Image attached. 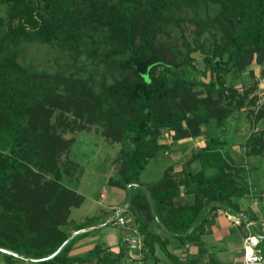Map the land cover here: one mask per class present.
I'll return each instance as SVG.
<instances>
[{
    "label": "trees",
    "instance_id": "trees-1",
    "mask_svg": "<svg viewBox=\"0 0 264 264\" xmlns=\"http://www.w3.org/2000/svg\"><path fill=\"white\" fill-rule=\"evenodd\" d=\"M210 3L217 6V13L196 23L219 28L222 35L221 42L208 44L203 60L211 77L204 82L191 79L187 68L190 54L200 46L192 47L185 40V56L177 62L163 53L159 35L164 26L178 20L175 12L183 6ZM1 11L5 14L0 15V245L41 258L54 252L73 231L90 226L81 223L71 231L63 229L65 214L59 215L58 210L77 207L83 198L63 184L31 173L28 165L29 156L44 155L33 159L34 166L49 167L53 157L46 154L54 155L56 144H62V139L45 129L50 109L43 110L52 97L61 108L93 122H102L106 111L104 133L113 129V139L123 144L122 183H116L124 189L128 183H140L148 162L170 147L160 143L164 132L172 141L207 134L205 145L193 151L178 170L170 164L157 179L140 183L151 194L157 219L144 187H132L131 203L121 214L132 213L148 252L153 253L160 240L148 229L150 221L167 234L193 239L212 211L237 209V198L249 191L246 169L224 147L231 134L226 122L244 106L245 96L235 95L225 74L242 68L254 54L256 62L264 60V0H0ZM22 42L52 47L76 65L89 63L90 78L75 75L81 66L65 74L21 65L17 54ZM95 73L98 84L93 81ZM196 84H204L208 96L193 92ZM255 116L244 141L248 156L264 152V125H256L264 120V104ZM31 123L33 127L28 128ZM35 123H42L44 129H35ZM194 161L200 164L196 172L191 170ZM181 195L190 199L174 203ZM88 231L75 234L55 257L30 263L121 261L124 249L113 255L99 244L84 256H69L73 241ZM0 254L6 264L21 260Z\"/></svg>",
    "mask_w": 264,
    "mask_h": 264
},
{
    "label": "rangeland",
    "instance_id": "rangeland-1",
    "mask_svg": "<svg viewBox=\"0 0 264 264\" xmlns=\"http://www.w3.org/2000/svg\"><path fill=\"white\" fill-rule=\"evenodd\" d=\"M216 13L217 6L211 3L197 5L196 7L183 6L175 12L178 20L170 22L167 26H164L160 32L159 39L160 42L164 44L163 53L167 57H172L177 62L181 61L185 56V40H187L192 47H202H197V49L190 54L191 60L187 68L190 72L189 77L191 79L197 78L198 80L207 82L211 77L209 67L206 66L203 58L207 53L208 47L213 42H221L222 34L219 28H214L210 26V24H208L209 26L206 28H203L196 22H204L207 16L213 17ZM4 14V11L0 12V15ZM18 48L19 52L17 54V59L19 63L24 66L35 67L38 71L46 70L47 72L50 71V73H53L56 70H61L63 73L68 74L74 70V66L77 68L81 66V69L75 74L76 76L80 78L89 77L92 73L90 71L92 68L89 63L87 64L82 61L76 65L75 62L66 60L63 54L58 53L56 49L47 45L22 42ZM223 58H226V54H224ZM93 76V81H95L94 84H98V74L95 73ZM225 78L227 86L234 88L236 91L235 95L239 93L245 96L244 106H242L239 111H235L229 120H227L226 129L228 130L229 126H231L232 129V124L239 118V132L240 134H244V131L249 130L250 123H253L256 112L264 104V60L261 63L256 62V54H254L252 60L246 65L240 69L232 68L225 74ZM77 85H79V83H77ZM192 91L198 96H208L207 88L204 84L194 85ZM59 99H62V97L59 96ZM47 108H49L50 111L47 114L49 115L47 117L48 124L45 125V129L48 133H51L53 137L58 136L60 138L59 140L62 139L63 146L57 143V146L53 149L54 155L46 154V156L53 157V163H50L51 165H49V167L42 165L45 166L44 169L39 168V170L38 167L34 166L33 162V159L43 157L44 155L29 156L28 159L30 161L28 160V165L30 166L31 173L35 172L38 176H45L53 181V184H63L73 192V195L78 194L81 198L84 197V201L79 208L70 207L72 213H70L69 208V211L67 210V205L65 209L61 208L58 210L59 215H61L62 212L65 214L62 218L65 219L64 225L61 226L63 229L65 228L71 231L75 223H85L84 225L97 223L95 226L104 224L106 221L100 223L94 219L95 215H99L102 205L105 207L107 201H113L117 204L119 203V208L122 209L126 195V189L116 183L117 181L121 182L122 178L121 149L123 144L121 140L113 139L112 135L115 133L113 129H109L108 133H104L103 131V128L108 124L107 117L109 115H107L106 111L103 112V123L100 121L93 122L84 117H77L70 109L61 108L54 97L46 102L43 111L47 110ZM110 118L112 119V116H110ZM256 125L258 128H261L264 125V120H260ZM34 126L35 129L39 131L44 129L42 123H35ZM29 127L32 128L33 124H28V128ZM231 129L228 130L229 133ZM228 131H226V134H228ZM163 134V136L166 137L165 139H168L170 136L168 132H164ZM126 145L132 146L129 141L126 142ZM158 156H160V154ZM259 156L261 161L264 158V152ZM46 160H49V157H46ZM174 168V170H178L179 165H175ZM251 169L252 168H250V170ZM159 172L160 168L157 166L153 174L158 175ZM148 174L146 170L143 173V177ZM30 189L32 192H37L34 187ZM44 190L46 191L45 193L48 192L47 194H49V189ZM102 191L105 192L106 196L104 198H106V201L102 202L101 205H97V203L95 204L93 201H95ZM119 191L122 192L121 197L117 194ZM17 198L18 200L16 199L17 201L15 204L19 202L20 197L17 196ZM189 199L187 195L177 196L174 198V203H185ZM129 213L131 212H124V224L114 222L120 226L112 229V235H109V231L111 230L110 226L94 229V231L99 229L100 243H105L109 238L114 239V233H117L116 237H120L122 234L127 233L123 238L124 243L127 245L126 250L122 253L124 264L133 261L130 258L131 253H129V250H132L133 254L135 253V249H132L134 247L128 244L127 239L129 240L133 236L139 237L140 235L137 228V230H132L133 228L131 227L135 224V221L132 213ZM114 215L116 216V213ZM111 216L105 217L104 220ZM95 226H91V228ZM125 228L127 230H124ZM106 233L108 234L107 237L105 236ZM140 244L138 243V246H135V248H141ZM141 250L146 252L143 246ZM111 253H114V251ZM117 253H120V250H118Z\"/></svg>",
    "mask_w": 264,
    "mask_h": 264
},
{
    "label": "crops",
    "instance_id": "crops-1",
    "mask_svg": "<svg viewBox=\"0 0 264 264\" xmlns=\"http://www.w3.org/2000/svg\"><path fill=\"white\" fill-rule=\"evenodd\" d=\"M239 121L240 119L237 118L232 124L229 141L224 147V151L233 161L242 164L246 169L249 191L237 198V209L232 211L224 208H217L212 211L206 223L198 230L199 232L193 239H182L179 236L167 234L157 222L150 221L148 229L157 234L160 239L154 244V252L150 253L144 248L142 235L138 232L140 234L141 248L143 246L146 252H143L141 248H132L135 249V253L133 254L132 250H129V253L132 254H130L131 257H129L133 261L128 262V264H244V240L250 235H254L252 230L264 236V158L260 161L259 155L248 156L245 154L244 141L248 130L244 131V134H240V129L238 128ZM165 138L166 137L163 136L162 139H160V143L168 144L170 147L161 153L162 155L160 154V156H156L148 162L139 176L140 183L145 184L157 179L170 164L180 166L193 151L205 145L208 136L204 133L196 137H185L177 141H172L170 136V139ZM157 166L160 168V172L158 175H154L153 172ZM250 168L252 169L250 170ZM199 169V162L194 161L191 164L192 172H196ZM146 170L149 174L143 177V173ZM117 194L120 197L122 196V192L120 191ZM105 196V192L102 191L93 202L95 204L97 203V205H101L102 202L106 201V198H104ZM83 201L84 197L80 205L77 206L78 208L82 205ZM118 204L113 201H107L105 207L102 205L99 215H95L94 219L100 223L106 222L99 226H95L97 223L90 224L88 227L89 231L73 241L68 252L69 256H84L97 244L104 248V252L111 253L114 251V253H111L113 255H116L118 250H126L127 245L124 243L123 238L127 233L122 234L120 237H116L117 233H114V239L109 238L105 243H100L99 229L94 231L96 228L101 229L110 226L111 230L109 231V235H112V229L120 226L111 221L109 222L114 216V211L120 207ZM70 213H72L71 209ZM109 215L113 216L104 220V218ZM91 226L95 227L91 228ZM131 228H133V231L138 229L136 223ZM124 230L127 229L125 228ZM107 235L106 233L105 236L107 237ZM254 236L255 244L253 245V251L264 256V238L256 235ZM165 249L166 252H169L173 257H169L164 251ZM118 263L124 264V261L121 259ZM0 264H6L1 254ZM12 264L36 263L16 260Z\"/></svg>",
    "mask_w": 264,
    "mask_h": 264
},
{
    "label": "water",
    "instance_id": "water-1",
    "mask_svg": "<svg viewBox=\"0 0 264 264\" xmlns=\"http://www.w3.org/2000/svg\"><path fill=\"white\" fill-rule=\"evenodd\" d=\"M142 186L144 187L143 185H141L140 183H135V182H131V183H128L126 184V191H127V195H126V198H125V203H124V209H127V207L130 205L131 203V197H132V187L133 186ZM144 190H145V194H146V199L149 203V206H150V209H151V212L153 214V216L155 217V219H157V216L155 214V210H154V204H153V199L151 197V194L150 192L148 191V189H146L144 187ZM115 215L109 220V222L113 221L115 219ZM85 230H88V227L87 228H82V229H78L76 231H73L62 243L61 245L54 251L52 252L51 254L45 256V257H41V258H33L31 256H28V255H25L23 253H19V252H16L10 248H7V247H4L2 245H0V251L3 252V253H6V254H9V255H12L16 258H19L21 260H24V261H28V262H38V261H44V260H48V259H51L53 257H55V255H57L61 250L62 248L69 242V240L77 233H80L82 231H85ZM252 232L254 233V235L258 236V237H262L264 238L263 235H260L259 233H257L256 231L252 230Z\"/></svg>",
    "mask_w": 264,
    "mask_h": 264
},
{
    "label": "built area",
    "instance_id": "built-area-1",
    "mask_svg": "<svg viewBox=\"0 0 264 264\" xmlns=\"http://www.w3.org/2000/svg\"><path fill=\"white\" fill-rule=\"evenodd\" d=\"M124 209L117 208L116 209V217L114 222H119L120 224H124V215H122V211ZM128 244L135 247L140 244L139 237H132L131 239H127ZM255 244V236L250 235L244 240V253H243V261L244 264H263L264 256L253 251V245Z\"/></svg>",
    "mask_w": 264,
    "mask_h": 264
}]
</instances>
